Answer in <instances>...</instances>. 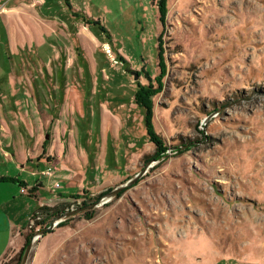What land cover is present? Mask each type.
<instances>
[{
	"label": "rangeland",
	"instance_id": "obj_1",
	"mask_svg": "<svg viewBox=\"0 0 264 264\" xmlns=\"http://www.w3.org/2000/svg\"><path fill=\"white\" fill-rule=\"evenodd\" d=\"M161 1L0 0V148L30 157L0 174L98 196L25 264H264V0Z\"/></svg>",
	"mask_w": 264,
	"mask_h": 264
},
{
	"label": "crops",
	"instance_id": "obj_2",
	"mask_svg": "<svg viewBox=\"0 0 264 264\" xmlns=\"http://www.w3.org/2000/svg\"><path fill=\"white\" fill-rule=\"evenodd\" d=\"M46 127L47 125L44 124L43 128ZM15 152V148L8 144L2 146L0 148V159L3 157L4 159H2V161L6 163L13 162L14 159H17V157L20 160L25 159L26 161H30L28 153L24 156L21 154L17 156V153ZM44 158L45 157L36 159L41 160ZM8 175L9 174H0V178H12L14 180L13 182L0 180V263L8 256L12 257L22 250L25 243V234L31 225V216L39 207L54 206L61 203L64 198L69 196L71 197L76 194L75 192H66L69 189V186L67 185L68 189H65V192L59 193V196H56L54 201L40 202L39 206H33L31 203L32 198L28 199L25 196H29L30 198L31 196L34 197L36 195L34 197V199H36L37 195H39V191L43 189L41 183H39L40 185L35 182L28 184L25 180H21L19 181L20 185L16 186V184H14L16 178ZM34 185L38 186V188H35V191H31L30 188ZM71 189L73 190V188ZM48 234H50V232L45 235ZM39 238H42V236Z\"/></svg>",
	"mask_w": 264,
	"mask_h": 264
},
{
	"label": "trees",
	"instance_id": "obj_3",
	"mask_svg": "<svg viewBox=\"0 0 264 264\" xmlns=\"http://www.w3.org/2000/svg\"><path fill=\"white\" fill-rule=\"evenodd\" d=\"M165 0H162L160 5H159V13H160V19H162L164 13H165V10H164V3ZM69 5V2L67 3ZM71 8V7H69ZM76 12H72V14L74 15ZM88 22V21H87ZM95 24L98 25L99 29L102 31V32H107L106 28L104 27V25H102L100 23L99 20H94L93 21ZM108 34V32H107ZM110 37V35L108 34V38ZM158 40L160 42V39L158 37ZM160 50V44H158V56L160 57L161 56V51ZM162 59V58H161ZM149 83L147 84H141L140 82L137 83V89L134 93V102L136 103V105L142 109V112H143V122H144V127H145V130H146V134L147 136L149 137V139L151 140V142H153V144H155V146L157 147L156 148V155L153 154L152 155V158L155 157H158L160 155V152L162 151V148H163V141L161 139V137H159L156 132L153 130V127H152V96L157 92V89L153 86L154 84H150V81L152 80L151 77H149ZM156 80H158L156 77H154ZM45 142H48L45 140ZM148 156L145 157V159H147ZM148 161V160H147ZM146 161V162H147ZM8 178H4V177H1L0 180H7ZM10 180L14 181L12 178H9ZM136 184V182H135ZM85 194V193H84ZM106 193H101L100 196H104ZM78 197L80 198H83L81 204L84 205V207L86 206H89V205H92L93 203L90 204L89 200H95L94 203H96L97 201V198L98 196H96L94 199L93 198H89V197H83V195H75L73 196L74 199H77ZM85 200H88V201H85ZM88 204V205H86ZM59 213H63V211H60L59 210V206H54V207H51V206H41L39 207L34 213L33 215L31 216V220L34 221L36 220L35 219V216H37V214L39 215L40 218H42L40 221H43L42 223L37 219V222L35 225H30L29 227V230L27 231V233L25 234V243H24V247L22 248V250L19 252V256H18V259L16 260V264H19V261H20V258H21V255L23 254V251L25 249V247L27 246V244L30 243L31 241V238L33 236V234L37 231V230H40V229H43V228H46L49 224V219L52 218V216H57V214ZM86 218H90L92 216V213H87L85 214ZM46 217V218H44ZM44 224V225H43ZM66 224V221H63L62 223H60L59 226H63ZM51 232L50 229H46L44 231V235Z\"/></svg>",
	"mask_w": 264,
	"mask_h": 264
},
{
	"label": "water",
	"instance_id": "obj_4",
	"mask_svg": "<svg viewBox=\"0 0 264 264\" xmlns=\"http://www.w3.org/2000/svg\"><path fill=\"white\" fill-rule=\"evenodd\" d=\"M45 137L47 138V135H46ZM143 172H144V171L141 170V172H140L138 175H136V177H134L132 180H130L129 183L133 182L134 179H136L137 177H139L140 175H142ZM122 187H123V186H122ZM119 188H121V187H119ZM119 188H117V189H115V190H112V191L110 192V194L116 192ZM95 204H96V203H93L92 205H95ZM81 209H82V207H79V208L74 209V210H71V211H69V212H65V213H62V214L57 215V216L55 217V219L50 223V225H49L48 227L36 231L33 235L42 236L43 233H44V231H45L46 229H51V228H53L54 223H57V222H58L59 220H61L63 217L68 216V215H71V214H74V213L80 211ZM32 243H33V237L31 238L30 243L27 244V246L25 247V249H24V251H23V254L21 255V258H20L19 264H25V263H26L27 258H28V255H29V253H30V251H31V248H32Z\"/></svg>",
	"mask_w": 264,
	"mask_h": 264
},
{
	"label": "built area",
	"instance_id": "obj_5",
	"mask_svg": "<svg viewBox=\"0 0 264 264\" xmlns=\"http://www.w3.org/2000/svg\"><path fill=\"white\" fill-rule=\"evenodd\" d=\"M51 171H52V169H51L50 167H48V168L46 169V174H50ZM59 186H60V185H59L58 183H55V184H54V187H55V188H57V187H59ZM35 219H36V220H37V219H40V217H39L38 214H37V216H35ZM32 224H33V221L31 220V225H32ZM55 224H56V223H54L53 226H55ZM49 225H50V224H49ZM49 225H48V226H49ZM48 226H47V227H48ZM32 237H33V241H35V240H37V238H39L40 236H38V235H33Z\"/></svg>",
	"mask_w": 264,
	"mask_h": 264
},
{
	"label": "flooded vegetation",
	"instance_id": "obj_6",
	"mask_svg": "<svg viewBox=\"0 0 264 264\" xmlns=\"http://www.w3.org/2000/svg\"><path fill=\"white\" fill-rule=\"evenodd\" d=\"M50 223H51V222H50ZM50 223H49V224H50Z\"/></svg>",
	"mask_w": 264,
	"mask_h": 264
}]
</instances>
